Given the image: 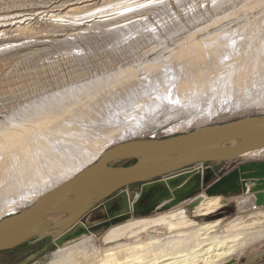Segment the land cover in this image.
Segmentation results:
<instances>
[{
    "label": "rangeland",
    "instance_id": "obj_1",
    "mask_svg": "<svg viewBox=\"0 0 264 264\" xmlns=\"http://www.w3.org/2000/svg\"><path fill=\"white\" fill-rule=\"evenodd\" d=\"M58 1L0 0V17L12 9L24 10L26 12L22 15H27L5 22L7 34L0 35V112L6 121H18L22 113L46 108L50 101L70 93L76 100L66 104L69 114L61 117L60 121L77 124L87 130L90 137L100 142L102 152L127 141L163 139L264 115V64L261 62L254 68L249 64L245 68L237 81L243 82L239 92L232 91L237 82L231 84L219 80L205 93L189 95L190 92H186L193 104L181 114L175 116V111L169 109L167 113L154 112L150 121L144 119V112L153 106L148 98L156 97L154 93L157 91L170 92L175 87L177 78L174 73L178 67L172 54L178 48L190 41L223 35L237 46L235 51L242 50L244 46L247 51L249 43L264 39V36H255L250 31L256 19L264 18V0H110L105 3L100 0L96 5L88 2V9L74 14L54 9L48 16L41 13L42 10H52L42 8ZM240 29H243L244 36L239 34ZM2 30L0 28V32ZM229 32L231 34L227 35ZM222 50L226 51L228 47ZM253 56L255 53L251 52L248 57H234V61L221 66L218 71L222 76L235 63L251 62ZM185 69L193 68L186 66ZM72 118L75 122H71ZM94 118L95 121L90 123ZM109 129H112L110 133L107 132ZM93 154L94 151L88 153L80 166L71 169L60 180L48 183L36 198L32 199V195L27 201H19L14 195L13 200L11 197L1 200L0 220L21 212L60 185L58 183L93 164L97 159ZM259 155L204 164V187L239 165L264 161V156L257 157ZM125 164L131 163H114L115 166ZM200 182L199 191L203 188ZM139 191V185L128 189L132 200L138 198ZM235 196H228L226 205H222L220 200V207L206 216L202 223L218 221L220 226H225L235 219L239 221L264 214V205L256 206L255 196L250 195L249 199L237 195L242 198L230 200ZM164 204L153 213L134 216L132 220L156 216L162 212ZM260 226L242 232L253 238L242 254L233 256V259L243 257V262L246 250L264 245V236L259 237ZM192 227L196 225L172 232L164 226L153 227L137 237L106 244L102 242L105 228L62 249L53 243L56 235L49 233L17 249L0 252V264H52L57 253L75 245L81 247L82 253L92 255L100 250L146 243L149 239H167L171 234L176 235Z\"/></svg>",
    "mask_w": 264,
    "mask_h": 264
},
{
    "label": "water",
    "instance_id": "obj_2",
    "mask_svg": "<svg viewBox=\"0 0 264 264\" xmlns=\"http://www.w3.org/2000/svg\"><path fill=\"white\" fill-rule=\"evenodd\" d=\"M264 149V115L244 118L163 139L133 140L105 149L95 162L47 192L17 214L0 220V252L17 249L52 233L57 248H64L107 229L103 243L128 239L161 222L203 224L197 211L209 198L255 196L264 205V161L239 165L205 186L203 171L194 166L238 159ZM116 162L131 163L115 166ZM201 180V182H200ZM202 184L199 191L198 184ZM139 185L138 198L128 189ZM156 216L132 220L151 214ZM62 213L58 222L54 214ZM222 264H235V259ZM240 264H264V248Z\"/></svg>",
    "mask_w": 264,
    "mask_h": 264
},
{
    "label": "bare ground",
    "instance_id": "obj_3",
    "mask_svg": "<svg viewBox=\"0 0 264 264\" xmlns=\"http://www.w3.org/2000/svg\"><path fill=\"white\" fill-rule=\"evenodd\" d=\"M107 1L110 0H102L101 3ZM88 2H94L93 5H96L100 3V0H59L47 8H42L52 10H42L41 13L47 15L49 12L53 13L54 9L55 11L66 10L65 13L72 12L74 14L83 11V9H88ZM23 12L26 11L12 9L5 12L6 15L0 17V28L4 29L0 35L7 32L5 22L8 23V21L27 16L22 15ZM50 17L56 16L51 15ZM21 22L18 21V23ZM250 31L255 36L262 35L263 37L264 18L256 19ZM236 32L235 35H237ZM230 34L229 32L227 35ZM239 34L244 36L243 29H240ZM213 36L211 39L208 38L203 41H190L172 54L178 67L174 73L177 82L175 87L170 89V92L163 90L164 92L158 93L157 91L154 93L157 95L156 97L148 98V102L153 103V106L149 110L143 111L146 122L156 111L167 113V110L170 109L175 111V116L179 115L183 110L192 107L193 102L189 95L202 93L219 80L235 84L248 64L251 68L261 62L264 64V39H256L253 43H249L250 46H246L247 51L244 50L245 46L242 50L240 48L235 51L237 46L229 37ZM224 44L227 46L223 47ZM225 47H228V50H222ZM229 49L232 50L229 51ZM251 52L255 53L251 62L235 63L227 69L226 74L221 76L218 71L221 66H225L231 60L234 61V57H248ZM186 66L193 69H185ZM217 74L219 76H216ZM241 84L243 82H237L235 86L233 85V93L242 90L239 88ZM186 92H190V94L185 95ZM74 100H76L75 97L70 93L63 94L50 101L46 108H39L33 113H22L18 121L11 119L6 121L0 112V201L12 198L14 195L19 201H27L28 197L32 195V199H34L37 193L45 190L44 188L47 187L48 183L60 180L71 169H75L88 156V153L94 151L93 155H97L96 158H98L104 151L101 152L100 142L90 137L87 130L77 124L60 121L61 117L69 114L66 104L72 103ZM72 121L75 122L74 118ZM94 121L95 118L90 120V123ZM111 131L112 129H109L107 132L110 133ZM49 133L53 134L48 136ZM263 153L264 149L255 150L241 154L237 158L247 159ZM74 175L58 184H62ZM13 199L14 197L11 200ZM220 200L219 197L207 199L197 211V215H210L220 207ZM64 216L62 213H57L53 215L52 219L58 222ZM263 222V213L257 217L239 221L235 219L225 226H220L218 221L204 224H195L192 221L176 223L163 221L157 226H164L171 232L190 225H196V227L187 228L180 233L177 232L176 235L171 234L167 239L163 238L164 240L149 239L146 243L118 246L113 249L100 250L99 253L94 252L92 255L82 253L81 247L75 245L71 249H64L65 251L57 253L58 255L52 264H222L232 259L233 256L242 254L245 247L252 241L253 237H249V234L246 236V233L242 232L254 229ZM260 229L259 237H263L264 224L260 226ZM145 230L137 231L129 238L137 237Z\"/></svg>",
    "mask_w": 264,
    "mask_h": 264
},
{
    "label": "crops",
    "instance_id": "obj_4",
    "mask_svg": "<svg viewBox=\"0 0 264 264\" xmlns=\"http://www.w3.org/2000/svg\"><path fill=\"white\" fill-rule=\"evenodd\" d=\"M261 156H264V153L263 154H261V155H259V156H257V157H261ZM255 158V157H254ZM243 198H249V199H251L250 197V195L249 196H242ZM242 197H238V196H235L234 198H231L230 200H234V199H239V198H242ZM246 200V199H245ZM243 201L242 203H244V205L246 204V201ZM243 205V204H242ZM243 209H244V207H243ZM264 248V245L262 246V247H260V248H257V249H254V250H250V251H248V250H246L247 251V254L245 255V256H249V255H251V254H254V253H256V252H258V250H262ZM245 256H244V258H245ZM243 257H241V258H239V259H236L235 260V264H239V263H241V259H242Z\"/></svg>",
    "mask_w": 264,
    "mask_h": 264
},
{
    "label": "built area",
    "instance_id": "obj_5",
    "mask_svg": "<svg viewBox=\"0 0 264 264\" xmlns=\"http://www.w3.org/2000/svg\"><path fill=\"white\" fill-rule=\"evenodd\" d=\"M203 166H204V164H198V165L194 166V169L202 171Z\"/></svg>",
    "mask_w": 264,
    "mask_h": 264
}]
</instances>
